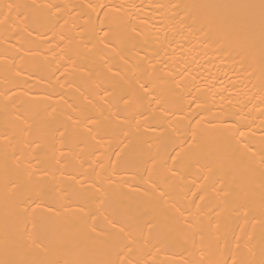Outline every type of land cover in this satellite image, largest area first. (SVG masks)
Wrapping results in <instances>:
<instances>
[{"label":"bare ground","instance_id":"1","mask_svg":"<svg viewBox=\"0 0 264 264\" xmlns=\"http://www.w3.org/2000/svg\"><path fill=\"white\" fill-rule=\"evenodd\" d=\"M260 4L0 0V261L262 264Z\"/></svg>","mask_w":264,"mask_h":264},{"label":"snow or ice","instance_id":"2","mask_svg":"<svg viewBox=\"0 0 264 264\" xmlns=\"http://www.w3.org/2000/svg\"><path fill=\"white\" fill-rule=\"evenodd\" d=\"M240 7H254V6H251V5H241ZM260 8H261L262 17H264V0H261ZM38 22H39V21H38ZM101 31L104 33V36H107V35H108V32L110 31V29H109V30H105V29L102 28ZM107 46H108V45L105 44V47H107ZM141 87H142V88H146L145 85H141ZM105 91H106V93H107V90H105ZM120 99H121V101H122L125 105H127V104L129 103V100H128L126 97H121ZM114 115H115V114H114ZM92 122L95 123V121H92ZM137 123H139V121H137ZM60 135L63 136L64 133L61 132ZM130 143H131V142H130ZM130 143H129V144H125L124 147L130 149V156H129V159H128L127 163L130 164V165H134V164L136 163V158H135V155H134V153H135V147L133 146V147L130 148ZM196 146H197V145H196V136L193 135V136H192V140H191V142L189 143V148H190V149H195ZM61 154L63 155V153H61ZM169 171L171 172V174H172L173 176L176 175V172L173 171L172 169H169ZM29 175H31V174H29ZM12 187L15 188V185H12ZM150 187L153 188V191H158V196H159V198H160L161 200H163L165 204H167V200L165 199V197L167 196V193L164 192L163 190H158V189L155 187V185H150ZM99 191H100V189L97 188V192H99ZM201 199H203V197H201ZM33 203L35 204V207H32V208H31V213H30V214L33 216V229H35V228H36V217H35V214H36V210H37L38 208L41 207V204H40V203H37V202H35V201H33ZM100 203L102 204L103 201H101ZM45 210L47 211L48 209L46 208ZM22 211L25 212V213H29V208H27V207H23V208H22ZM105 219L107 220V217H105ZM109 226L112 227V228H116V227H117L116 223L113 222V221H109ZM90 231H92V232H96L95 220H93V225L91 226ZM118 231L121 232V233L125 232V227H124L123 225H121V226L119 227ZM29 238L32 239L31 234H29ZM0 264H10V262H7V261H0ZM233 264H236V262L234 261ZM241 264H243V262H241ZM262 264H264V262H262Z\"/></svg>","mask_w":264,"mask_h":264}]
</instances>
